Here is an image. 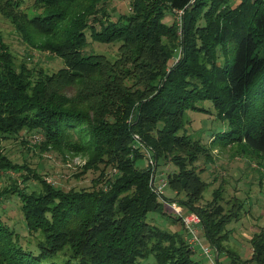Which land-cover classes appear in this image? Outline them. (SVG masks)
<instances>
[{
    "label": "trees",
    "instance_id": "16d2710c",
    "mask_svg": "<svg viewBox=\"0 0 264 264\" xmlns=\"http://www.w3.org/2000/svg\"><path fill=\"white\" fill-rule=\"evenodd\" d=\"M111 1L35 0L40 11L29 14L21 9L24 0H0V14L22 39L63 62L50 76L42 69L29 73L3 58L0 34V180L14 173L23 185L13 180L0 198L18 199L30 241H21L0 210V264H142L151 255L156 264H204L187 236L146 221L166 206L151 189L153 169L136 165L142 153L133 136L152 151L155 164L172 155L181 169L167 176L169 185L192 189L195 198L198 177L182 166L207 149L178 132L200 102L212 101L228 123L224 145L264 154V0H128L129 12L116 19ZM174 12H182L180 26L166 25L163 19ZM87 34L93 42L118 43L116 61L85 53ZM177 39L180 56L169 67L167 46ZM73 84L80 90L70 99L64 89ZM89 95L98 100L86 109ZM24 131L41 133L46 149L86 155L87 169L110 166L117 173L91 191L55 188L5 154L1 141ZM188 196L178 203L198 214L220 264L233 215L219 203L221 190L205 207ZM251 244V262L264 264V227ZM231 262L238 264L236 257Z\"/></svg>",
    "mask_w": 264,
    "mask_h": 264
},
{
    "label": "rangeland",
    "instance_id": "374dc122",
    "mask_svg": "<svg viewBox=\"0 0 264 264\" xmlns=\"http://www.w3.org/2000/svg\"><path fill=\"white\" fill-rule=\"evenodd\" d=\"M34 1L24 0L21 9L29 14L40 11ZM109 5V12L113 19H116L119 14L129 12L128 0H113ZM180 16H182V12L167 13L163 22L168 26L173 24L180 26ZM0 34L2 43L6 47L3 50L5 55L3 58L11 60L15 66L19 67L22 64L29 73L42 69L49 76L63 68L61 59L48 52H40L35 49L26 39H22L15 30L14 25L1 14ZM87 38L88 45L85 53L91 52L104 56L110 62L116 61L119 57L118 43L102 44L93 42L88 34ZM177 44L178 39L167 46L173 52L172 60L168 62L169 67L174 65L180 56L179 48L175 49ZM78 89L80 90V87L73 84L72 87L64 89V95L73 99L77 97ZM97 100L95 95H89L82 105L89 109ZM198 107L201 110H191L186 113L185 127L178 132L180 136L188 135L193 140L199 141L207 149L205 151L206 155L201 154L195 163L187 162L186 165L182 166L184 170L193 172L192 174L198 177L200 184L196 185L200 187L201 191L197 193L196 198L192 194V189L181 190L178 184L174 187L169 185L167 176L177 174L181 169V167L174 164L173 160L171 161L172 155L160 157L158 164H155L152 151L141 143L137 135H134L133 139L135 143L141 145L140 152L142 153L141 161H138L136 165L140 169L148 167L153 169L154 183H157L158 179L166 181L165 191L160 195L156 194L161 203L165 205L166 202H176L186 214L195 212L190 213L188 209L178 203V199L186 200L190 195L197 207H205L216 203L214 202V193L221 190L222 199L219 200V203L223 205L226 213L230 212L233 216L230 219L231 223L224 230L227 236L223 243V252L225 253L220 256L219 263L231 264V257H236L238 264L244 261H246L245 264H254L250 260L253 255L251 240L264 227V154L245 151L248 149L246 146L243 151H240L239 143L224 145L221 138L230 130L228 123L219 118L212 101H202L198 104ZM216 139L217 141H215ZM43 140L41 133L24 131L18 136L16 135V138L10 137L1 141V144L5 149V154L12 162L28 166L49 184L64 191L71 189L91 191L100 188L104 186L106 179L117 173V170L110 166L107 168L99 166L97 170L87 169L88 158L86 155L72 153L64 149H61V151L46 149L40 146ZM101 177H105L104 180H101ZM17 179L14 173L3 175L0 180V191ZM17 182L22 188L23 185L19 182V179ZM29 184L30 187L37 189L36 185L38 184L35 181H31ZM19 207L20 202L14 197L10 199L0 198L2 218L17 231L20 238H22L21 241L24 239V243H29L28 232ZM174 219L175 217L170 213L167 206L163 207L162 214L151 212L146 216V221L153 226L187 236L181 220L175 221ZM197 236L204 245L212 247L204 237L202 222ZM33 245L34 243L31 244L30 249L34 248ZM193 252L195 259L202 260L204 264H211L202 256L199 248H195ZM213 255L214 264H217L216 258L219 255L214 248ZM142 264L156 263L151 255L143 260Z\"/></svg>",
    "mask_w": 264,
    "mask_h": 264
},
{
    "label": "built area",
    "instance_id": "2783aa9c",
    "mask_svg": "<svg viewBox=\"0 0 264 264\" xmlns=\"http://www.w3.org/2000/svg\"><path fill=\"white\" fill-rule=\"evenodd\" d=\"M157 181V183H154V177L152 175L150 186L155 194L160 195L163 191H165L167 183L163 179H158ZM165 205L176 217L181 220L182 224H184V227L187 231V241L189 242L190 246L193 249L199 248L202 256L206 258L211 264H214L213 248L204 245L197 236L201 226L200 217L195 213L186 214L176 202H166Z\"/></svg>",
    "mask_w": 264,
    "mask_h": 264
}]
</instances>
